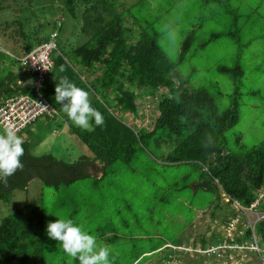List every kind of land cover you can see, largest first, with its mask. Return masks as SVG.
Returning a JSON list of instances; mask_svg holds the SVG:
<instances>
[{"label": "trees", "instance_id": "16d2710c", "mask_svg": "<svg viewBox=\"0 0 264 264\" xmlns=\"http://www.w3.org/2000/svg\"><path fill=\"white\" fill-rule=\"evenodd\" d=\"M211 1L220 5V0ZM54 2L49 1V6ZM123 2L63 0L64 11L77 21L69 18L80 31L64 32L65 20L60 21L59 16L53 21L52 32L41 35L39 31L37 37L24 41L23 51L28 54L53 35L57 48L51 55L53 66L41 93L58 114L41 119L58 123L56 128L65 126L80 151L77 160L70 163L50 154L36 157L30 153L27 137L23 139L24 168L8 178L6 187L0 183V201L10 204L14 190L28 193V182L36 179L59 193V202L49 214L41 193L29 204V213L25 207L19 208L14 215L11 211L0 219V264H79L47 236V223L57 210L63 211L62 219H72L95 236L99 246L109 249L110 264H162L189 256L193 264H204L205 260L230 264L231 251H239L232 249L235 245L264 258V135L250 147L241 143L240 136L228 142L226 132L239 123L236 102L219 111L206 89L194 88L178 71L192 38L183 40L175 60L162 49L160 41L170 33L159 23L163 25L164 14L170 13L169 0ZM243 2L246 6L242 12H253L262 0ZM225 10L243 25L229 27L228 35L244 31L247 25L236 8L229 3ZM176 17L179 19L180 14ZM50 24H41V29ZM7 29L5 23L0 35ZM16 32L21 34L17 27L13 30ZM224 33L210 28L207 21V42L221 40ZM0 43L5 41L0 39ZM1 54L11 57L13 65L4 63L0 56V106L19 94L34 98L36 92L30 82L35 74L26 66L11 68L19 67L20 62L0 47ZM234 65L217 69L234 79L242 78V67ZM63 76L89 93L92 106L104 116L103 126L93 123L94 130H82L60 111L55 86ZM145 99L156 111L147 131L134 130L118 119L117 114L137 115ZM27 128L17 135H25ZM3 132L0 127V134ZM192 184L197 185L194 192L207 190L213 194L215 201L205 212L210 213V221L218 219L224 231H234V237L224 239L223 232L212 231L210 240L205 234L189 240L190 219L184 225L167 219L163 208L182 203L181 192H192ZM254 203L253 210L260 219L252 229L244 227L245 213L235 204L247 210ZM164 224L177 226V230L164 229ZM247 242L256 245L258 251L245 248ZM197 247L201 260L195 262ZM187 248L192 251L187 252Z\"/></svg>", "mask_w": 264, "mask_h": 264}, {"label": "rangeland", "instance_id": "374dc122", "mask_svg": "<svg viewBox=\"0 0 264 264\" xmlns=\"http://www.w3.org/2000/svg\"><path fill=\"white\" fill-rule=\"evenodd\" d=\"M49 1L51 0H0V27L5 26V23H8L9 26V29L4 31L6 33L0 35V39L5 41L4 44L0 43V47L5 49V52L22 56L25 42L34 39L39 31L41 35L52 32L55 28L53 21L59 16L60 21L65 20L64 32L72 29L80 31L78 24L73 25L70 14L64 11L63 3L61 4L63 0H54L56 4L53 7L49 6ZM131 1L133 0H124L123 3L128 2L129 4ZM247 1L251 2V0ZM229 3L236 8V13L242 20H245L247 25L244 31L239 29L240 33L232 36L228 35L230 32L228 28L236 26L243 28V25L240 19H231L232 16L226 14L225 9ZM168 4L171 6L169 7L170 13L164 14L163 25L159 23L162 30H164L163 26H166L170 33L167 38H162L160 41L162 49L164 48L169 57L175 60L179 55L183 40L187 36L192 38L189 51L178 66L179 73L187 78L194 88L206 89L214 97L219 111L223 112L236 102L239 123L226 132L225 136L228 142L235 140V136H240L242 144L249 147L257 145L264 135V0H262L260 8L253 12L247 11L248 9L242 12L243 7L246 6L243 0H220V5H216L211 0H169ZM144 7L145 4L142 3L140 8L143 10ZM220 7L222 9H219ZM251 7H253V3ZM145 12L149 15L148 10ZM178 14H180L179 19L176 17ZM77 15L79 16V14ZM207 21L210 28L225 32L220 38L221 40L207 42ZM50 22L49 26L41 29V24ZM16 27L20 30L22 37L18 32L13 33ZM71 39L73 40V38ZM0 56L4 63L8 62L13 65L11 57H7L6 54ZM234 64H239L242 67L244 75L240 79H234L217 69L219 66L231 68L235 66ZM11 68L16 70L18 67L11 66ZM89 99H91L90 96ZM137 103L140 104L141 101L137 100ZM148 104H150L149 100L145 99L141 103L142 107L138 109L137 115L127 112L123 117L121 114H117V117L134 130L141 128L147 131L150 120H154V115H156V111L149 108ZM57 124L39 119L34 125L27 128L25 135L30 145L31 155L39 157L50 154L64 162H69L71 159L77 160L75 157L79 156V146L75 144V139L69 136L66 127L56 128ZM190 186L192 192L191 189L181 192L183 198L180 201L182 203L176 202L165 209L163 208L167 213V219H172L173 222H182L183 225L187 223L186 219H190L192 224L189 230L186 228L190 232L189 240L197 237L198 234H205L206 239L210 240L212 231L216 234L223 232L224 239L234 237V231H224L221 226H218L219 220L215 218L210 221V213L205 212L210 209L211 201H215L213 194L207 190L194 192L197 185ZM26 189L28 193L18 189L14 190L11 193L10 204L0 201V219L10 214L14 215L15 210L19 208L25 207V212L29 213V204L41 193L48 213L54 210V205L59 202V193H56L51 187L42 186L36 179L29 181ZM199 212L205 213L200 216ZM62 213L63 211L57 210L50 221L62 219ZM255 219V216L250 212H245L243 219L245 222L242 220V224L244 227L248 224L252 226ZM172 227L175 231L177 230V226ZM172 227L164 224V229ZM182 232L184 231L182 230ZM245 245L247 246L245 248H251V243L247 242ZM235 246H232V249H239L240 252L231 251L232 253L229 255L232 262L230 264H264L263 257L258 258L256 255H250L244 251L243 247L236 248ZM188 251L192 250L187 248ZM200 251V247H197V255H193L195 262L201 260ZM211 262L205 260L204 264H211ZM213 263L218 264L216 261ZM144 264L154 263L149 261ZM162 264L193 263L190 262L189 256L174 258L171 261H164Z\"/></svg>", "mask_w": 264, "mask_h": 264}, {"label": "clouds", "instance_id": "9594fccd", "mask_svg": "<svg viewBox=\"0 0 264 264\" xmlns=\"http://www.w3.org/2000/svg\"><path fill=\"white\" fill-rule=\"evenodd\" d=\"M21 55L22 56H15L11 54L15 60L20 62L18 68L25 66L21 60L27 54L23 53ZM13 67H15V65ZM28 70L34 74L29 68ZM61 71H63V68H61ZM34 83L35 78L30 82L35 91ZM42 89L43 86L39 91L41 95ZM20 96L29 97V95L19 94L9 97L5 103ZM43 98L45 99L44 96ZM55 101L57 104L61 105L60 111L66 114L68 119L82 130H94L93 123L97 127L104 125V116L92 106L89 93L77 87L67 76L61 77L59 83H56ZM46 102L53 108L55 115H57V110H55L47 100ZM42 106L45 108L47 107L46 105ZM42 116L44 115L38 116L32 124L36 123ZM45 117L46 116H44V118ZM3 131L4 132L0 134V183H3L6 187L8 178L14 176L17 171L23 170L24 165L21 157L25 155V149L22 146L24 144L23 138L17 135L13 128L7 127ZM46 233L49 239L57 241L63 251L72 259L78 260L79 264H110L109 249L104 246H99L96 237L84 231L83 228L75 224L72 219H57L54 222L49 221L47 223Z\"/></svg>", "mask_w": 264, "mask_h": 264}, {"label": "built area", "instance_id": "2783aa9c", "mask_svg": "<svg viewBox=\"0 0 264 264\" xmlns=\"http://www.w3.org/2000/svg\"><path fill=\"white\" fill-rule=\"evenodd\" d=\"M56 48L57 46L52 35L50 41L36 47L33 51L22 58L21 61L23 64L35 74L34 85L36 94L34 98L21 96L15 97L0 106V125L3 130L7 127H11L16 133H18L20 130L32 124L40 115L49 118L54 117L55 111L47 104L39 91L53 66L51 55L56 51ZM42 105H46L47 107L45 108ZM256 203L252 204L247 210H244L238 204H235L236 208L243 210L244 213L250 212L251 215L255 216L256 219L252 226H250V224L246 225V227L250 226L252 229L253 225L260 219V215L253 210ZM250 249L258 251L256 245L251 246Z\"/></svg>", "mask_w": 264, "mask_h": 264}, {"label": "crops", "instance_id": "0c3cea01", "mask_svg": "<svg viewBox=\"0 0 264 264\" xmlns=\"http://www.w3.org/2000/svg\"><path fill=\"white\" fill-rule=\"evenodd\" d=\"M4 50H5V49H4ZM21 54H22V53H21ZM17 56H18V55H17ZM22 138H23V139H25V138H26V136L23 134V135H22Z\"/></svg>", "mask_w": 264, "mask_h": 264}]
</instances>
